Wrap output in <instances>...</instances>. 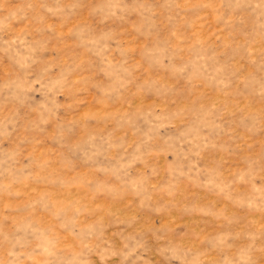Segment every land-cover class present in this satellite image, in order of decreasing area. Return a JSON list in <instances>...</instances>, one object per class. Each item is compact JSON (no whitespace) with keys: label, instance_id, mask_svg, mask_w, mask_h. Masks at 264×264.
I'll return each mask as SVG.
<instances>
[{"label":"rangeland","instance_id":"374dc122","mask_svg":"<svg viewBox=\"0 0 264 264\" xmlns=\"http://www.w3.org/2000/svg\"><path fill=\"white\" fill-rule=\"evenodd\" d=\"M0 264H264V0H0Z\"/></svg>","mask_w":264,"mask_h":264}]
</instances>
